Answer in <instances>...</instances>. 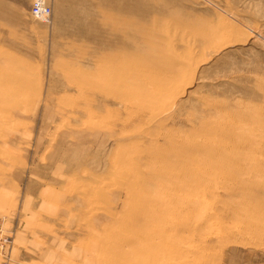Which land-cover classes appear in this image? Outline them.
<instances>
[{"label": "rangeland", "instance_id": "374dc122", "mask_svg": "<svg viewBox=\"0 0 264 264\" xmlns=\"http://www.w3.org/2000/svg\"><path fill=\"white\" fill-rule=\"evenodd\" d=\"M0 0V264H264V0Z\"/></svg>", "mask_w": 264, "mask_h": 264}, {"label": "built area", "instance_id": "2783aa9c", "mask_svg": "<svg viewBox=\"0 0 264 264\" xmlns=\"http://www.w3.org/2000/svg\"><path fill=\"white\" fill-rule=\"evenodd\" d=\"M49 0H32L30 6V15L37 21L47 24L50 20L51 9L48 3ZM6 239L0 234V252L5 248Z\"/></svg>", "mask_w": 264, "mask_h": 264}]
</instances>
